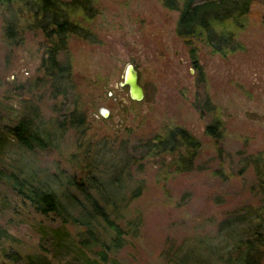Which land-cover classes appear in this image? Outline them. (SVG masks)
<instances>
[{
	"label": "rangeland",
	"instance_id": "1",
	"mask_svg": "<svg viewBox=\"0 0 264 264\" xmlns=\"http://www.w3.org/2000/svg\"><path fill=\"white\" fill-rule=\"evenodd\" d=\"M90 1L94 16L77 13L72 20L92 36L71 35L59 56L69 62L75 85L65 97H53L41 84L42 36L28 32L21 43L8 44L0 16V123L26 99L40 108L45 123L55 125L77 96L78 109L86 114L83 141L135 143L176 125L187 129L201 143L194 168L165 174L152 159L145 162L135 174L144 179L145 191L130 204L131 214L142 215L139 234L117 257L123 264H171L181 252L186 260L199 253L196 264H219L215 247L225 244L223 222L259 203L249 192L254 176L242 171V159L264 148V0L252 1L245 28L236 30L241 49L223 57L194 40V59L191 45L176 34L178 12L159 0ZM127 64L138 72L140 101L121 85ZM206 98L212 112L202 108ZM213 120L222 133L217 142L205 132ZM77 139L67 130L57 148L27 153L18 148L3 155L0 169L7 170L12 157L28 158L40 170L78 176L81 164L72 157ZM58 221L35 213L0 179V224L14 237L6 247L52 264H76L70 252L55 251L46 237V228Z\"/></svg>",
	"mask_w": 264,
	"mask_h": 264
},
{
	"label": "trees",
	"instance_id": "2",
	"mask_svg": "<svg viewBox=\"0 0 264 264\" xmlns=\"http://www.w3.org/2000/svg\"><path fill=\"white\" fill-rule=\"evenodd\" d=\"M159 1L167 10L178 12L176 34L191 45L193 59L194 40H200L223 57L242 48L236 30L245 28L253 0ZM77 13L93 17L92 2L0 0L2 37L8 44L21 43L28 32L42 36L41 84L52 90L53 97H65L75 91L71 66L59 59L68 48V38L92 36L72 20ZM75 97L71 109L59 116L55 125L45 123L36 104L20 100L18 110L0 123V160L5 154H15L18 148L24 153L57 148L65 132L73 130L78 135V153L72 157L80 161V175L58 168L40 170L28 158L20 162L12 157L8 169H0V179L35 213L58 218V224L45 232L55 251L70 252L76 264H123L117 253L138 236L142 223L140 212L130 213L131 202L145 191L144 179L135 174L142 171L149 159L165 174L189 172L194 168L201 143L177 125L135 143L117 139L101 144L83 141L86 114L78 109ZM204 104L202 108L212 112L213 105L207 98ZM205 132L215 142L222 134L215 120L205 127ZM242 161V171L250 170L254 176L249 192L259 203L242 208V213L223 222L225 244L215 247L219 264H264V148L245 155ZM9 240L14 237L0 224V264H52L41 256H23L6 247ZM181 255L182 252L171 264H196L199 253L190 260Z\"/></svg>",
	"mask_w": 264,
	"mask_h": 264
},
{
	"label": "water",
	"instance_id": "3",
	"mask_svg": "<svg viewBox=\"0 0 264 264\" xmlns=\"http://www.w3.org/2000/svg\"><path fill=\"white\" fill-rule=\"evenodd\" d=\"M121 85L128 86L129 95L131 99L140 101L144 97V90L141 86L138 78V72L134 65L127 64L124 70L123 81ZM103 115L106 116L105 111H103Z\"/></svg>",
	"mask_w": 264,
	"mask_h": 264
}]
</instances>
